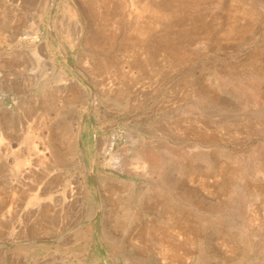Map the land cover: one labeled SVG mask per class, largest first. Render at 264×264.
I'll list each match as a JSON object with an SVG mask.
<instances>
[{
  "label": "rangeland",
  "instance_id": "1",
  "mask_svg": "<svg viewBox=\"0 0 264 264\" xmlns=\"http://www.w3.org/2000/svg\"><path fill=\"white\" fill-rule=\"evenodd\" d=\"M0 264H264V0H0Z\"/></svg>",
  "mask_w": 264,
  "mask_h": 264
},
{
  "label": "bare ground",
  "instance_id": "2",
  "mask_svg": "<svg viewBox=\"0 0 264 264\" xmlns=\"http://www.w3.org/2000/svg\"><path fill=\"white\" fill-rule=\"evenodd\" d=\"M89 4V3H88ZM88 8H89V6H88ZM90 9V8H89ZM113 145V144H112ZM112 145H110V147H108L109 149H106L107 151L105 152V156L107 155V154H109V152L112 150ZM59 146V145H58ZM151 152V151H150ZM147 153H148V151H147ZM63 156V155H62ZM61 157V156H60ZM19 159V158H18ZM144 159V158H143ZM20 160V159H19ZM18 160V161H19ZM27 160V159H26ZM26 160H22L23 162H25ZM148 161V163L150 164V168H154L156 165H158V164H160V159H158L157 157H155V156H153V155H151V154H149V155H147V157H146V159H145V161ZM21 161V160H20ZM19 161V163H22V161L20 162ZM144 161V160H143ZM29 162V161H28ZM62 162V161H61ZM115 162V161H114ZM31 163V162H30ZM29 163V164H30ZM146 163V162H145ZM147 163V164H148ZM163 163V162H162ZM162 163H161V165H162ZM32 164V163H31ZM23 165V164H22ZM26 165V164H25ZM149 166V165H148ZM157 167V166H156ZM161 167V166H160ZM158 168H159V166H158ZM156 169V168H155Z\"/></svg>",
  "mask_w": 264,
  "mask_h": 264
}]
</instances>
